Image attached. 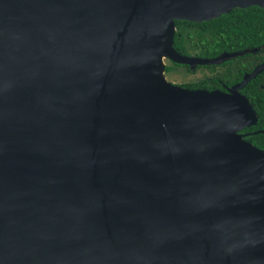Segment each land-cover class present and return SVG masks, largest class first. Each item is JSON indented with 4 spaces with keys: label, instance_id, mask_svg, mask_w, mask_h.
I'll list each match as a JSON object with an SVG mask.
<instances>
[{
    "label": "water",
    "instance_id": "95a60500",
    "mask_svg": "<svg viewBox=\"0 0 264 264\" xmlns=\"http://www.w3.org/2000/svg\"><path fill=\"white\" fill-rule=\"evenodd\" d=\"M248 4L0 0V264H264L247 102L162 74L173 19Z\"/></svg>",
    "mask_w": 264,
    "mask_h": 264
},
{
    "label": "flooded vegetation",
    "instance_id": "af4514ba",
    "mask_svg": "<svg viewBox=\"0 0 264 264\" xmlns=\"http://www.w3.org/2000/svg\"><path fill=\"white\" fill-rule=\"evenodd\" d=\"M261 28L264 29V24H261ZM255 29L256 26H253V34L249 44L245 43L242 47L234 50L216 53L217 55L222 52L234 53L231 57L216 63H198L195 61L196 58H205L202 57V54H199L201 50L194 53L186 50V53L179 54L189 56L191 60L188 62L172 61V65H182L189 71L197 68L208 70V73L181 81L177 85L193 83L191 87L194 88L217 89L222 92H228L233 87L238 96L247 102L250 111V115L236 129V132L243 139L245 135L250 134V144L259 148V150L260 148L264 150V37L257 41L254 35ZM212 55L214 56V54ZM166 67L168 68L166 69ZM169 69L170 65H164L163 70ZM246 125L249 129L241 131ZM261 133H263V136H261Z\"/></svg>",
    "mask_w": 264,
    "mask_h": 264
},
{
    "label": "trees",
    "instance_id": "16d2710c",
    "mask_svg": "<svg viewBox=\"0 0 264 264\" xmlns=\"http://www.w3.org/2000/svg\"><path fill=\"white\" fill-rule=\"evenodd\" d=\"M261 24H264V6L256 4H248L243 7L234 6L228 11L206 20L173 19L172 47L178 53L184 54L186 53V42L192 39L197 45L198 51L201 50L199 54H202V57L211 58L212 54L215 56L219 51H231L242 47L245 43L249 44L253 26H256L254 33L256 40L263 39L264 29L261 28ZM190 31L194 32L196 36L189 37ZM198 85L200 84L198 83ZM179 86L186 89L194 88L191 87L193 83H183ZM248 129L249 127L246 125L241 131ZM250 139V134L245 135L244 140L251 143ZM260 150L264 153L263 149L260 148Z\"/></svg>",
    "mask_w": 264,
    "mask_h": 264
},
{
    "label": "rangeland",
    "instance_id": "374dc122",
    "mask_svg": "<svg viewBox=\"0 0 264 264\" xmlns=\"http://www.w3.org/2000/svg\"><path fill=\"white\" fill-rule=\"evenodd\" d=\"M196 36V34L192 31L189 33V37L193 38ZM186 50L190 52H197L198 48L195 42L191 39L190 41L186 42ZM191 60V57L186 56ZM163 66L164 65H170L169 70H163L162 74L165 80H167L170 83L177 84L181 81H185L188 79H193L196 78L204 73H208V70L206 68H197L195 70H187L184 66L182 65H172V60H170L167 57L162 58Z\"/></svg>",
    "mask_w": 264,
    "mask_h": 264
}]
</instances>
